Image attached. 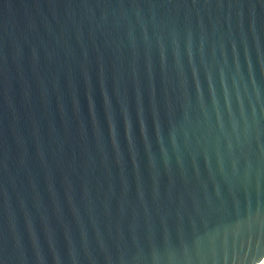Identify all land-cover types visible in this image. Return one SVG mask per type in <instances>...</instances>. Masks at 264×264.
<instances>
[{
  "label": "water",
  "instance_id": "water-1",
  "mask_svg": "<svg viewBox=\"0 0 264 264\" xmlns=\"http://www.w3.org/2000/svg\"><path fill=\"white\" fill-rule=\"evenodd\" d=\"M264 0H0V264H262Z\"/></svg>",
  "mask_w": 264,
  "mask_h": 264
},
{
  "label": "bare ground",
  "instance_id": "bare-ground-1",
  "mask_svg": "<svg viewBox=\"0 0 264 264\" xmlns=\"http://www.w3.org/2000/svg\"><path fill=\"white\" fill-rule=\"evenodd\" d=\"M264 262H262V264H263Z\"/></svg>",
  "mask_w": 264,
  "mask_h": 264
},
{
  "label": "rangeland",
  "instance_id": "rangeland-1",
  "mask_svg": "<svg viewBox=\"0 0 264 264\" xmlns=\"http://www.w3.org/2000/svg\"><path fill=\"white\" fill-rule=\"evenodd\" d=\"M264 264V263H263Z\"/></svg>",
  "mask_w": 264,
  "mask_h": 264
}]
</instances>
